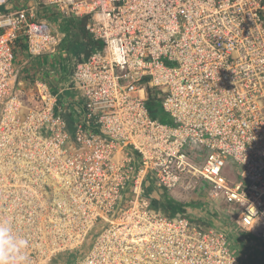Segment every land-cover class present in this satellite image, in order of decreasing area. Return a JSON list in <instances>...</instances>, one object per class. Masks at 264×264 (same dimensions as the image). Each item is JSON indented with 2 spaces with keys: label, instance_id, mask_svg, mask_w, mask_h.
Segmentation results:
<instances>
[{
  "label": "built area",
  "instance_id": "obj_1",
  "mask_svg": "<svg viewBox=\"0 0 264 264\" xmlns=\"http://www.w3.org/2000/svg\"><path fill=\"white\" fill-rule=\"evenodd\" d=\"M19 3L0 0V222L24 264H245L226 231L165 215L146 188L208 183L264 240V0ZM65 17L102 42L69 77L73 133L32 65L63 52Z\"/></svg>",
  "mask_w": 264,
  "mask_h": 264
},
{
  "label": "rangeland",
  "instance_id": "obj_2",
  "mask_svg": "<svg viewBox=\"0 0 264 264\" xmlns=\"http://www.w3.org/2000/svg\"><path fill=\"white\" fill-rule=\"evenodd\" d=\"M72 55H73V50L71 54L61 53L57 55L55 58L57 62L50 63L49 64L50 66L45 65L44 63H43L44 66H42V64L39 65V63H37L36 65L37 72L39 73V75H42L45 78H49V80H51L52 82L50 83L51 85L53 83L57 84L58 79L54 78L55 74L56 75L66 74L67 70L69 69V63H70L69 59H72L73 57ZM47 71L51 72L50 73L51 75H47L46 74ZM25 72L24 74L27 75L29 74L27 73V71ZM68 81H70L69 77L64 78L63 83L62 84L60 83L61 84L60 87L64 91L62 96L63 107L65 111L64 114L70 113L74 115L78 111L77 108L78 101L74 96V94L72 95L73 92H71V90L67 88ZM6 167L9 168L8 165H6ZM188 185L191 186V188L185 191L181 189H176L172 192H169L171 193L172 196L176 197L179 200L185 202L191 201L195 203L194 205H190L187 207V214H189V216H191L192 214L196 215V218L198 217L199 219H196L197 221L196 220L195 221L201 223L202 225L206 224V226H209L212 223L214 227L225 230L230 237V242L233 244L235 248L238 249L239 252L241 251L242 253H244L247 250L249 251L251 250V255L253 256V258L251 259L255 260L256 262H261V264H263L264 262V256H263L264 254L262 253L264 251L263 241L256 240L253 238L251 239L247 238L246 236L247 232L241 231L239 229L238 225L235 222V214L233 213L232 206L228 205L224 199L217 196H213L208 183L203 182L200 184V186L194 187V183L192 185V182L190 181ZM185 187L188 188V186ZM146 191H148L152 197L159 198L160 193H162L163 190L154 183H151L147 186ZM242 235L246 236L245 239H247V241L249 242L245 243L244 242L245 240L242 242L240 239ZM73 259L74 257H72V260ZM64 262L65 264H68V258L65 257ZM53 264H58V262L55 261Z\"/></svg>",
  "mask_w": 264,
  "mask_h": 264
},
{
  "label": "trees",
  "instance_id": "obj_3",
  "mask_svg": "<svg viewBox=\"0 0 264 264\" xmlns=\"http://www.w3.org/2000/svg\"><path fill=\"white\" fill-rule=\"evenodd\" d=\"M1 8V7H0ZM77 25H80V31L79 33H81V36H77V41L75 43V46L73 48V57L72 59H69V69L67 70V73L64 75L65 78L70 77L73 73L75 64L77 61H79V57L85 53L86 57H88L91 53H93L94 51H97L99 49H101L102 47V42L100 40H96L91 33H89L85 27L81 24V21H77ZM78 32L76 31V34ZM21 47L25 48V45L21 44ZM62 68V67H61ZM63 69V68H62ZM57 84L53 83L52 86L55 87L57 86ZM148 106L151 112L152 117H154L155 119L160 120L161 122L164 123H169L172 124V119L170 118V116L165 112V110L162 107V103H161V98L155 94V95H150L149 101H148ZM66 116V120L68 123V128L70 130L71 133L74 132V118L73 115L70 113L65 114ZM162 193H160V197H152V204L153 206H155L157 209L159 208V210L161 209V211L169 216V217H173L176 215H186L189 216V214H187V207L190 205H194L195 203L191 202V201H182L177 199L176 197L172 196L171 193H169V191L167 189H162ZM191 217L190 219L195 221L196 219H199L198 217L196 218V215H191L189 216ZM197 221V220H196ZM208 225V224H207ZM213 224L211 223L209 226H212ZM264 243V242H263ZM81 252H73V253H67V258H68V264H74V260H76V255L80 254ZM264 254V251L262 252ZM264 256V255H263ZM72 257H74V259L72 260ZM252 263L254 262V260H252ZM259 261V260H258ZM259 264H261V262H259Z\"/></svg>",
  "mask_w": 264,
  "mask_h": 264
},
{
  "label": "clouds",
  "instance_id": "obj_4",
  "mask_svg": "<svg viewBox=\"0 0 264 264\" xmlns=\"http://www.w3.org/2000/svg\"><path fill=\"white\" fill-rule=\"evenodd\" d=\"M25 244L27 241L15 234L10 224L0 222V264H24L26 256L20 249Z\"/></svg>",
  "mask_w": 264,
  "mask_h": 264
},
{
  "label": "crops",
  "instance_id": "obj_5",
  "mask_svg": "<svg viewBox=\"0 0 264 264\" xmlns=\"http://www.w3.org/2000/svg\"><path fill=\"white\" fill-rule=\"evenodd\" d=\"M19 1L20 0H11V5H18V4H21V3H19ZM77 21H74V20H71V18H69V17H65V18H63V20L58 24L63 30H65L66 31V33H67V39H66V42H65V45H64V49H63V52L62 53H64V54H66V53H69V54H71V52H72V50H73V48H74V46H75V43H76V41L79 39H77V36L79 35V36H81L82 34L81 33H79V29L81 28L80 27V25H77ZM65 24V25H64ZM66 26V27H65ZM65 27V28H64ZM76 31L78 32L77 34H76ZM25 50V49H24ZM26 54V55H25ZM23 55L28 59V53L26 52V50H25V52L23 53ZM56 58V57H55ZM87 57H86V55H85V53L84 54H82L80 57H79V61H82L83 59H86ZM53 59V58H52ZM42 59H39V61H35V62H32V65H33V67L35 68V65H37V63H39V65L40 64H42V66H44L43 65V63L44 62H42L41 61ZM55 63L57 62L56 60L54 61ZM45 65H49L50 64V62H49V60L48 61H45V63H44ZM50 66V65H49ZM47 68H50V67H47ZM36 69V71H37V67L35 68ZM28 72L27 73H29V76L31 77L32 76V74H33V72H32V70H27ZM51 72H49V71H47L46 72V74L47 75H51L50 74ZM67 73V72H66ZM45 74V75H46ZM64 75L65 74H61V75H56L55 74V76H54V78H56V79H58L57 80V83H58V85L57 86H55V87H60L61 86V84L63 83V81H64ZM50 77V76H49ZM55 79V80H56ZM70 79V78H69ZM47 80H48V82H50V83H52L51 82V80H49V78H47ZM70 81H68V83H69ZM61 83V84H60ZM72 92V91H71ZM73 94H75L74 92L72 93V95Z\"/></svg>",
  "mask_w": 264,
  "mask_h": 264
},
{
  "label": "flooded vegetation",
  "instance_id": "obj_6",
  "mask_svg": "<svg viewBox=\"0 0 264 264\" xmlns=\"http://www.w3.org/2000/svg\"><path fill=\"white\" fill-rule=\"evenodd\" d=\"M201 224V223H200ZM202 225V224H201ZM204 227H207V228H209V229H216V230H221V231H225V230H223V229H220V228H217V227H214L213 225L212 226H206V224L205 225H203ZM244 232H247V238H253V239H256V240H262L263 242H264V240L261 238V237H259L258 235H256V233L255 232H251V231H244ZM227 233V232H226ZM228 235V234H227ZM246 236H244V235H242L241 237H240V239H241V241L243 242L244 240V242L245 243H247V242H249V241H247V239H245V237ZM228 239H229V243H230V247H231V249L234 251V253L235 254H237L238 255V257L245 263V264H251L252 263V261H251V258H253V256L251 255V250L249 251V250H247L246 252H244V253H242L241 251L239 252L238 251V249L237 248H235L234 246H233V244L230 242V237H229V235H228ZM249 240V239H248ZM264 244V243H263ZM238 246V245H237ZM79 255H81V253L80 254H78V255H76V257L78 258L79 257ZM76 258V259H77ZM253 264H259V262H256L255 260H254V262H253Z\"/></svg>",
  "mask_w": 264,
  "mask_h": 264
},
{
  "label": "bare ground",
  "instance_id": "obj_7",
  "mask_svg": "<svg viewBox=\"0 0 264 264\" xmlns=\"http://www.w3.org/2000/svg\"><path fill=\"white\" fill-rule=\"evenodd\" d=\"M65 25V24H64ZM66 27V26H65ZM64 27V28H65ZM26 55V54H25ZM84 60V59H83ZM78 62V61H77ZM36 67V66H35ZM28 72V71H27ZM191 187H188V188H186V190L187 189H190ZM146 194H147V196L150 198V202H151V205L153 206V204H152V196L149 194V192L148 191H146ZM154 207V206H153ZM155 208V207H154ZM45 225H46V223H45ZM26 227L27 228H30L28 225H26ZM251 232H252V229H251ZM77 252H81V250H76ZM75 251V252H76ZM68 253H70V252H68ZM71 253H73V252H71ZM70 253V254H71ZM82 254H83V251H82V253H81V255H79V257L78 258H80L81 256H82ZM69 255V254H68ZM67 253H63L62 255H60V256H58V257H54V258H52V264L55 262V261H57L58 262V264H65V257L67 258ZM77 258V259H78ZM76 259V260H77Z\"/></svg>",
  "mask_w": 264,
  "mask_h": 264
}]
</instances>
